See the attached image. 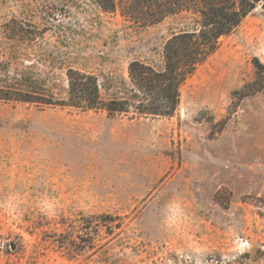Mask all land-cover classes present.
Masks as SVG:
<instances>
[{"label": "rangeland", "instance_id": "374dc122", "mask_svg": "<svg viewBox=\"0 0 264 264\" xmlns=\"http://www.w3.org/2000/svg\"><path fill=\"white\" fill-rule=\"evenodd\" d=\"M94 0H0V77L104 99L132 60L160 63L181 11L154 24ZM264 7L185 79L168 117L0 100V264H264ZM10 242L15 248H10Z\"/></svg>", "mask_w": 264, "mask_h": 264}, {"label": "trees", "instance_id": "16d2710c", "mask_svg": "<svg viewBox=\"0 0 264 264\" xmlns=\"http://www.w3.org/2000/svg\"><path fill=\"white\" fill-rule=\"evenodd\" d=\"M105 12H114L117 0H94ZM264 0H129L122 14L141 24H154L181 11L194 18L191 27L172 33L162 46L160 63L132 60L128 81L112 88L104 99L97 75L68 67L67 91L62 98L10 86L0 77V100L55 104L80 110L102 109L108 116L131 113L142 117H168L177 109L179 88L218 47L219 39L234 32L242 20ZM258 77L264 79V64L253 58Z\"/></svg>", "mask_w": 264, "mask_h": 264}, {"label": "water", "instance_id": "95a60500", "mask_svg": "<svg viewBox=\"0 0 264 264\" xmlns=\"http://www.w3.org/2000/svg\"><path fill=\"white\" fill-rule=\"evenodd\" d=\"M10 248L14 249L15 248V244L13 242H10Z\"/></svg>", "mask_w": 264, "mask_h": 264}]
</instances>
